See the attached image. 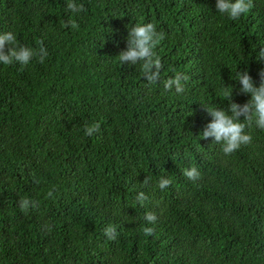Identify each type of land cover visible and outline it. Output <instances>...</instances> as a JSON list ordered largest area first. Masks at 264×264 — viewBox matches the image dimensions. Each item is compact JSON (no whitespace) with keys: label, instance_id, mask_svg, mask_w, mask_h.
I'll list each match as a JSON object with an SVG mask.
<instances>
[{"label":"trees","instance_id":"trees-1","mask_svg":"<svg viewBox=\"0 0 264 264\" xmlns=\"http://www.w3.org/2000/svg\"><path fill=\"white\" fill-rule=\"evenodd\" d=\"M67 2L0 0V34L47 51L0 63V264H264V130L247 127L252 142L231 155L201 136L203 106L229 109L226 86L233 102L251 99L239 71L259 87L264 0L237 20L216 0H75L80 13ZM147 23L165 37L155 84L117 58ZM177 72L182 93L164 87ZM22 198L37 206L21 211Z\"/></svg>","mask_w":264,"mask_h":264},{"label":"clouds","instance_id":"clouds-1","mask_svg":"<svg viewBox=\"0 0 264 264\" xmlns=\"http://www.w3.org/2000/svg\"><path fill=\"white\" fill-rule=\"evenodd\" d=\"M251 7V0H216L217 12L227 15L232 20L239 19ZM67 8L72 13L86 11L84 5L77 4L75 0H68ZM69 25L73 29L78 28V24L74 20L70 19L65 23L64 27L67 28ZM164 38V34L158 32L154 24H136L129 29L127 50L121 52L117 58L120 62L130 63L132 66L139 63L144 79L151 84H155L160 79L163 65L154 49ZM38 43L41 46L38 50H34L20 45L12 32L0 34V63L6 66L13 63L26 66L33 57H38L39 62L43 63L47 57V51L43 47V41H39ZM6 45H8L7 49ZM258 60H264V47H262L258 55ZM258 75L260 77L259 87L256 86L248 71H239L237 74V81L242 85L239 89L240 93L251 96V99L247 103L240 105L233 102V88L226 86L222 91L229 101V109L227 111L220 108L203 106L207 114L212 117V122L202 131V139L214 137L215 141L221 145V151L225 155H231L239 150L242 145H248L252 142V136L246 134L245 129L251 127L253 123L259 129L264 130V70L260 71ZM187 79L186 75L177 72L174 79L170 78L164 81V87L166 90H171L175 86L176 92L182 93L184 91L182 81H186ZM241 117H244L243 121H241ZM99 130V123L85 125V134L88 136H92ZM183 174L193 181L199 179L200 176L196 167L185 169ZM148 182L149 180L146 179L144 184L147 185ZM170 184L171 180L163 177L158 182V186L162 190ZM52 195L53 192L49 191L48 196L51 197ZM138 199L143 204L148 197L141 192ZM30 205L32 207L37 206L36 202L30 201L27 198H22L19 201L21 211H27ZM145 220L150 224H155L157 216L152 212H148L145 214ZM142 231L145 236H151L154 234L155 229L143 227ZM104 235L110 240L116 239V228L112 225L107 226L104 230Z\"/></svg>","mask_w":264,"mask_h":264}]
</instances>
